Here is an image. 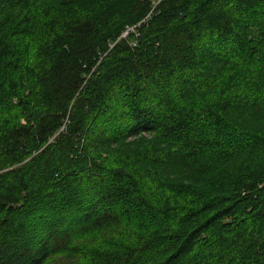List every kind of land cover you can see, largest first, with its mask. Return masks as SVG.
I'll use <instances>...</instances> for the list:
<instances>
[{
  "label": "trees",
  "instance_id": "16d2710c",
  "mask_svg": "<svg viewBox=\"0 0 264 264\" xmlns=\"http://www.w3.org/2000/svg\"><path fill=\"white\" fill-rule=\"evenodd\" d=\"M263 35L264 0H0V264H264Z\"/></svg>",
  "mask_w": 264,
  "mask_h": 264
},
{
  "label": "rangeland",
  "instance_id": "374dc122",
  "mask_svg": "<svg viewBox=\"0 0 264 264\" xmlns=\"http://www.w3.org/2000/svg\"><path fill=\"white\" fill-rule=\"evenodd\" d=\"M252 15H254V12L252 13ZM144 19L146 20V17ZM141 23H142V20L139 21L138 23L134 24V25L127 26L126 29L123 31L122 37L126 36L128 34V32L133 31L136 27L142 25ZM250 37H253V39H252V44H253V42L256 41L255 35H251ZM251 48L254 49V46L252 45ZM39 222H40V224L44 225L46 221L42 220V221H39ZM77 224H80V221H78ZM26 226L27 227H30L29 224H27ZM15 229L20 232L21 231L20 230L21 229V226H19V225L18 226H15ZM250 240H252V238ZM26 247L28 248V245ZM64 257H65V254H54L47 261L50 262V263L52 262L51 264H60L62 262H59V261H63L64 260ZM44 264H46V263H44ZM68 264H78V263H77L75 257H69L68 258Z\"/></svg>",
  "mask_w": 264,
  "mask_h": 264
},
{
  "label": "bare ground",
  "instance_id": "6f19581e",
  "mask_svg": "<svg viewBox=\"0 0 264 264\" xmlns=\"http://www.w3.org/2000/svg\"><path fill=\"white\" fill-rule=\"evenodd\" d=\"M144 230V229H143ZM143 230H142V232H143ZM116 254V253H115Z\"/></svg>",
  "mask_w": 264,
  "mask_h": 264
}]
</instances>
